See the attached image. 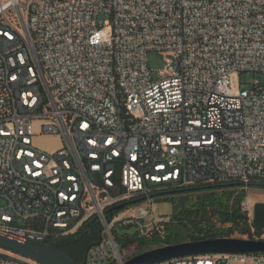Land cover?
<instances>
[{
	"label": "built area",
	"instance_id": "built-area-1",
	"mask_svg": "<svg viewBox=\"0 0 264 264\" xmlns=\"http://www.w3.org/2000/svg\"><path fill=\"white\" fill-rule=\"evenodd\" d=\"M151 51L164 55L157 79ZM245 71L261 79L234 93ZM221 182L264 187V0H0V235L49 244L97 217L87 264H124L136 255L122 240L170 219L145 222L157 194ZM135 199L150 209L109 211ZM255 204L243 200L242 236L264 240ZM0 264L39 263L0 248ZM156 264H264V253Z\"/></svg>",
	"mask_w": 264,
	"mask_h": 264
},
{
	"label": "trees",
	"instance_id": "trees-1",
	"mask_svg": "<svg viewBox=\"0 0 264 264\" xmlns=\"http://www.w3.org/2000/svg\"><path fill=\"white\" fill-rule=\"evenodd\" d=\"M233 186H239V190H229V187ZM218 191H223L226 197H218ZM166 197L174 204V216L170 217L169 221L159 223L150 237L138 239L136 233H133L121 241L123 247L137 244V255L144 252L143 248L147 242L151 246L149 249H153L184 242L231 237L235 233L244 235L250 229L249 217L242 209L245 191L241 190L238 182L176 189ZM173 225H176V228L184 226L189 232V239L178 240V233L169 232ZM101 230L99 219L92 217L75 235L51 241L49 245L68 255L75 263L82 264L90 247L100 241ZM172 235L176 238L175 242L171 241ZM155 242L157 243L154 245Z\"/></svg>",
	"mask_w": 264,
	"mask_h": 264
},
{
	"label": "water",
	"instance_id": "water-1",
	"mask_svg": "<svg viewBox=\"0 0 264 264\" xmlns=\"http://www.w3.org/2000/svg\"><path fill=\"white\" fill-rule=\"evenodd\" d=\"M174 191L162 192L157 195L171 194ZM140 201L135 199L111 208L109 211L120 210ZM253 224L257 229L264 228V202H256ZM0 248L17 253L39 264H77L68 255L57 248L39 241L26 240L20 242L8 236L0 235ZM217 253H264V240H253L233 237L184 242L146 250L127 260L124 264H156L173 258L189 255ZM82 264H87L86 255Z\"/></svg>",
	"mask_w": 264,
	"mask_h": 264
},
{
	"label": "rangeland",
	"instance_id": "rangeland-1",
	"mask_svg": "<svg viewBox=\"0 0 264 264\" xmlns=\"http://www.w3.org/2000/svg\"><path fill=\"white\" fill-rule=\"evenodd\" d=\"M108 18L105 14H100L99 16V23H103L104 20ZM111 32V27L108 28ZM148 65L151 69L152 75L154 79H157L159 77V72L161 70L164 69L165 67V61H164V55L163 53L159 52V51H151L148 53ZM261 76L258 73H254L252 71H245V72H241V73H235L232 75V90L234 93H238L240 90V86L242 87H247L249 86V83H252L255 80H260ZM36 143L47 149V150H53L54 147L56 146H60L61 145V141L58 138H54V137H40L38 139H36ZM241 190H243V187L240 186ZM229 190H239V186H233V187H229ZM245 191V190H244ZM246 196H250L252 197L256 202L262 201L264 202V187L261 186H253L249 189L248 192H245ZM218 197L221 198H225L226 194L222 191H218L217 193ZM168 197L166 196H155L154 197V202H153V207L151 210V214L147 215L145 217V222H149L153 217L155 218H160L163 216H167V217H173L174 213H175V207L174 204L167 199ZM140 207H143L146 210L150 209V205L147 199H143L138 201L137 203L134 204H130L128 206H126L125 208H122L120 210H118L116 212V215H118L119 217H129V216H139L141 211H140ZM134 229H131L130 232H133ZM176 232L178 233V240H188L189 239V232L186 230V228L184 226H178V228H176V225H173L172 228L169 230L170 233L172 232ZM119 232L124 233L125 231H121L119 230ZM234 237H242V235L235 233ZM172 242H175V236L172 235L171 238ZM157 242L154 243V245ZM150 243L147 242L145 244V247L143 248V251H146L147 249H149ZM121 248L123 249V246H121ZM138 248L137 244H130L127 245L125 247L126 251H125V257L129 258L131 255H133L132 251ZM140 250H138L139 252ZM140 253V252H139Z\"/></svg>",
	"mask_w": 264,
	"mask_h": 264
},
{
	"label": "crops",
	"instance_id": "crops-1",
	"mask_svg": "<svg viewBox=\"0 0 264 264\" xmlns=\"http://www.w3.org/2000/svg\"><path fill=\"white\" fill-rule=\"evenodd\" d=\"M55 138V137H54ZM59 146L54 147V149L58 148Z\"/></svg>",
	"mask_w": 264,
	"mask_h": 264
},
{
	"label": "flooded vegetation",
	"instance_id": "flooded-vegetation-1",
	"mask_svg": "<svg viewBox=\"0 0 264 264\" xmlns=\"http://www.w3.org/2000/svg\"><path fill=\"white\" fill-rule=\"evenodd\" d=\"M169 195H171V194H166V195H164V196H169Z\"/></svg>",
	"mask_w": 264,
	"mask_h": 264
}]
</instances>
